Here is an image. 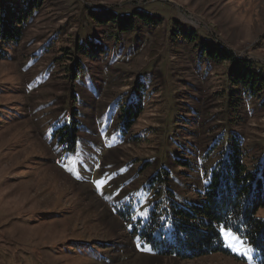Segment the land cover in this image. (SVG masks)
Segmentation results:
<instances>
[{
    "label": "rangeland",
    "instance_id": "obj_1",
    "mask_svg": "<svg viewBox=\"0 0 264 264\" xmlns=\"http://www.w3.org/2000/svg\"><path fill=\"white\" fill-rule=\"evenodd\" d=\"M101 8L144 10L160 25L119 33L92 19ZM206 39L264 74V0L43 1L0 59V264H261L231 230L239 239L223 240L233 254L187 260L153 253L130 233L166 203L162 186L147 189L158 171L168 169L167 186L185 204L234 138L249 168L264 163V93L232 92L228 66L201 56ZM139 100L143 111L122 137V107ZM74 118L81 130L70 153L51 132ZM78 241L108 247L89 257Z\"/></svg>",
    "mask_w": 264,
    "mask_h": 264
},
{
    "label": "trees",
    "instance_id": "obj_2",
    "mask_svg": "<svg viewBox=\"0 0 264 264\" xmlns=\"http://www.w3.org/2000/svg\"><path fill=\"white\" fill-rule=\"evenodd\" d=\"M44 0H0V59L10 57L9 49L23 38V28L41 8ZM90 16L98 26L114 24L119 33L133 32L137 28L160 25V20L144 10L136 9L120 15L116 10L101 8ZM189 41L195 40L194 32H184ZM228 66L227 78L232 92L245 91L249 96L264 93V74L256 69L254 60L241 56L228 45L202 42L201 56ZM238 91V92H239ZM234 100V99H233ZM264 104V101H263ZM143 111V101L122 107L119 116L120 135H128ZM80 121L55 127L51 137L66 152L73 153L78 145ZM240 139L234 138L231 148L211 168L202 190H197L195 200L185 204L175 200L167 186L168 169L160 170L148 179V190L158 184L165 189L166 203L160 210H149L148 217L138 218L131 225L130 233L142 240L150 251L163 256L194 259L217 252L233 254L224 243L220 228L231 230L260 255L264 264V218L258 216L264 207V163L249 168ZM185 161V160H184ZM187 162V161H185ZM158 192V190L156 191ZM121 217L130 220L125 211ZM98 241H78V252L89 257H102L108 245ZM73 248V247H68Z\"/></svg>",
    "mask_w": 264,
    "mask_h": 264
},
{
    "label": "snow or ice",
    "instance_id": "obj_3",
    "mask_svg": "<svg viewBox=\"0 0 264 264\" xmlns=\"http://www.w3.org/2000/svg\"><path fill=\"white\" fill-rule=\"evenodd\" d=\"M90 159H91V157L81 159V161H80L81 165H83L84 167H91V165L88 163V161ZM77 179H80V177L77 176ZM93 183L96 184L97 188H99L101 186V184L103 183V181H94ZM220 233H221V236H223L225 238H231L232 240H238L239 239L230 230H226L224 227L220 228ZM229 246L233 247L234 250L239 251L240 254H242V255H247V253L251 251V249H248V248H245L242 251L240 249H236L234 244H230Z\"/></svg>",
    "mask_w": 264,
    "mask_h": 264
}]
</instances>
